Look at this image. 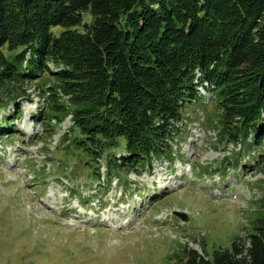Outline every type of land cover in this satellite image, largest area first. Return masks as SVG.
<instances>
[{
    "label": "trees",
    "instance_id": "1",
    "mask_svg": "<svg viewBox=\"0 0 264 264\" xmlns=\"http://www.w3.org/2000/svg\"><path fill=\"white\" fill-rule=\"evenodd\" d=\"M43 76L34 121L70 118L64 146L111 176L172 162L205 93L218 136L261 151L264 174V0H0V100L19 112ZM249 226L246 240L184 248L173 264H264V184Z\"/></svg>",
    "mask_w": 264,
    "mask_h": 264
},
{
    "label": "rangeland",
    "instance_id": "2",
    "mask_svg": "<svg viewBox=\"0 0 264 264\" xmlns=\"http://www.w3.org/2000/svg\"><path fill=\"white\" fill-rule=\"evenodd\" d=\"M49 82L28 85L19 112L0 100V264H173L184 248L211 254L247 239L261 151L221 140L210 94L178 125L172 162L117 178L64 146L70 118L34 121Z\"/></svg>",
    "mask_w": 264,
    "mask_h": 264
},
{
    "label": "water",
    "instance_id": "3",
    "mask_svg": "<svg viewBox=\"0 0 264 264\" xmlns=\"http://www.w3.org/2000/svg\"><path fill=\"white\" fill-rule=\"evenodd\" d=\"M175 215H177L178 217H180L184 222L187 220L186 216L182 213H177L175 212Z\"/></svg>",
    "mask_w": 264,
    "mask_h": 264
}]
</instances>
